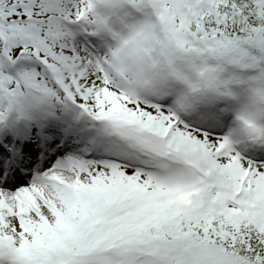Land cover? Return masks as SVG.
Here are the masks:
<instances>
[{"label": "snow or ice", "instance_id": "1", "mask_svg": "<svg viewBox=\"0 0 264 264\" xmlns=\"http://www.w3.org/2000/svg\"><path fill=\"white\" fill-rule=\"evenodd\" d=\"M0 264H264V0H0Z\"/></svg>", "mask_w": 264, "mask_h": 264}]
</instances>
